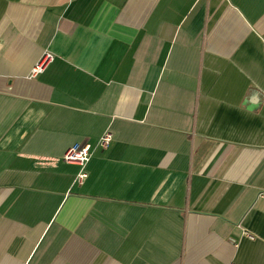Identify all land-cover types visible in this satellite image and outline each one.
Segmentation results:
<instances>
[{
	"label": "crops",
	"instance_id": "0c3cea01",
	"mask_svg": "<svg viewBox=\"0 0 264 264\" xmlns=\"http://www.w3.org/2000/svg\"><path fill=\"white\" fill-rule=\"evenodd\" d=\"M0 264H264V0H0Z\"/></svg>",
	"mask_w": 264,
	"mask_h": 264
},
{
	"label": "built area",
	"instance_id": "2783aa9c",
	"mask_svg": "<svg viewBox=\"0 0 264 264\" xmlns=\"http://www.w3.org/2000/svg\"><path fill=\"white\" fill-rule=\"evenodd\" d=\"M52 59V55L44 52L38 61L31 67L30 76H36L41 72L47 63ZM112 140V133L110 130H105L98 138L97 144L101 147H106ZM92 152L91 143L85 141L83 143H76L69 147L63 154V160L67 163H75L78 165V171L75 174V181L80 182L86 177L85 165L88 162Z\"/></svg>",
	"mask_w": 264,
	"mask_h": 264
}]
</instances>
